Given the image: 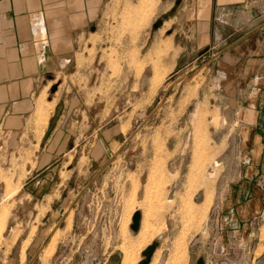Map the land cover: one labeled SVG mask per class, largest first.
Here are the masks:
<instances>
[{
  "label": "rangeland",
  "instance_id": "374dc122",
  "mask_svg": "<svg viewBox=\"0 0 264 264\" xmlns=\"http://www.w3.org/2000/svg\"><path fill=\"white\" fill-rule=\"evenodd\" d=\"M179 1L100 0L24 130L0 128V264H122L146 232L138 264H264V207L225 222L241 115Z\"/></svg>",
  "mask_w": 264,
  "mask_h": 264
},
{
  "label": "crops",
  "instance_id": "0c3cea01",
  "mask_svg": "<svg viewBox=\"0 0 264 264\" xmlns=\"http://www.w3.org/2000/svg\"><path fill=\"white\" fill-rule=\"evenodd\" d=\"M99 2L0 0V128L24 130L37 99L49 91L54 75L68 64L73 34L94 21L92 9ZM188 3L195 46L208 47L203 66L214 65L229 78L224 84L226 96L241 115L244 170L233 186L225 218L232 226L228 231L236 232L264 207V193L256 182L264 169V0Z\"/></svg>",
  "mask_w": 264,
  "mask_h": 264
},
{
  "label": "bare ground",
  "instance_id": "6f19581e",
  "mask_svg": "<svg viewBox=\"0 0 264 264\" xmlns=\"http://www.w3.org/2000/svg\"><path fill=\"white\" fill-rule=\"evenodd\" d=\"M153 4V3H152ZM149 5V4H148ZM148 7V6H147ZM139 12V11H138ZM152 13V12H151ZM151 15V14H150ZM148 20V19H147ZM143 22V21H142ZM144 23V22H143ZM2 204V203H0ZM131 221V220H130ZM146 230V229H145ZM148 231V230H147ZM147 233V232H146ZM143 234L142 237L138 240L137 243L133 244L130 243L128 248L124 250V258L122 264H138V261L140 260V256L142 251L150 245L153 241V233L152 235ZM127 235V234H126ZM132 237V236H131ZM131 239V238H130ZM123 241V240H122ZM129 241V240H128ZM133 242V241H132Z\"/></svg>",
  "mask_w": 264,
  "mask_h": 264
},
{
  "label": "water",
  "instance_id": "95a60500",
  "mask_svg": "<svg viewBox=\"0 0 264 264\" xmlns=\"http://www.w3.org/2000/svg\"><path fill=\"white\" fill-rule=\"evenodd\" d=\"M141 220H142V216L140 213H136L133 217V225H132V230L134 232H138L140 229V225H141Z\"/></svg>",
  "mask_w": 264,
  "mask_h": 264
}]
</instances>
